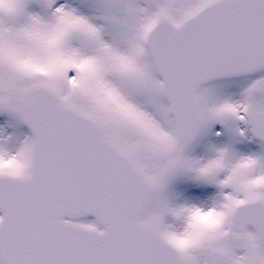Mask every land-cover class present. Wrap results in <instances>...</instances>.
Wrapping results in <instances>:
<instances>
[{"label":"snow or ice","instance_id":"obj_1","mask_svg":"<svg viewBox=\"0 0 264 264\" xmlns=\"http://www.w3.org/2000/svg\"><path fill=\"white\" fill-rule=\"evenodd\" d=\"M0 264H264V0H0Z\"/></svg>","mask_w":264,"mask_h":264}]
</instances>
